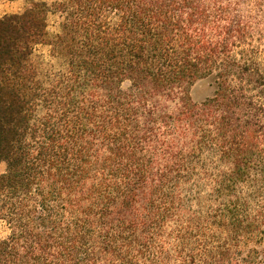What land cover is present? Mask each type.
Segmentation results:
<instances>
[{"label": "trees", "instance_id": "trees-1", "mask_svg": "<svg viewBox=\"0 0 264 264\" xmlns=\"http://www.w3.org/2000/svg\"><path fill=\"white\" fill-rule=\"evenodd\" d=\"M25 1L0 17V264H264V0Z\"/></svg>", "mask_w": 264, "mask_h": 264}, {"label": "rangeland", "instance_id": "rangeland-1", "mask_svg": "<svg viewBox=\"0 0 264 264\" xmlns=\"http://www.w3.org/2000/svg\"><path fill=\"white\" fill-rule=\"evenodd\" d=\"M39 1V0H37ZM50 2L51 0H46ZM29 3L25 0H0V17L9 14L22 13L27 9ZM63 21L61 13L55 11L49 13L47 16V29L46 38L51 39L54 34L60 31V24ZM33 57L41 64V68H46L49 64H52L54 68L59 67V60L51 59L49 57V47L46 44H39L34 47ZM129 83L124 82L122 88L126 89ZM216 88L214 78L207 77L196 80L189 88V96L194 102L203 101L213 95ZM5 163H0V174L5 171ZM9 233V230L4 224L0 223V237L5 236Z\"/></svg>", "mask_w": 264, "mask_h": 264}]
</instances>
